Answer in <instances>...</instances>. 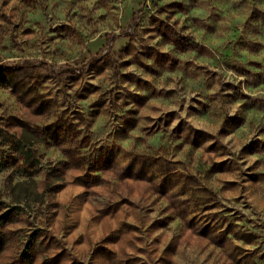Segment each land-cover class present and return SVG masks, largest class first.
I'll return each mask as SVG.
<instances>
[{
	"label": "clouds",
	"instance_id": "1",
	"mask_svg": "<svg viewBox=\"0 0 264 264\" xmlns=\"http://www.w3.org/2000/svg\"><path fill=\"white\" fill-rule=\"evenodd\" d=\"M184 2L188 3V0ZM114 3L118 4V9H113ZM214 4L215 0H200V6L206 10L199 22L201 35H208L204 29L212 23L207 16L213 10ZM137 6L133 4L132 8ZM148 7L151 12H155L150 0ZM73 12L78 14L75 18L72 16ZM105 12L108 14L107 18L101 20L100 16ZM151 12L139 20V27L134 28L131 25L136 23V18L129 15L128 5L123 0H36L34 9L25 7L20 0H0V72L7 70L11 73V84L16 88L17 95L24 104L30 105L25 109L22 104H17L13 98H10L9 104L6 105L8 111L0 109V114L7 116L8 112H12L29 121L26 125L28 131L23 134L18 132L17 140L24 143L31 142L43 153L46 149L41 142H47L53 135H58L64 141L61 144V151L66 153L63 156H54L50 160H42L39 166L41 171L32 179L12 170H10L12 179H9L7 172L0 175V200L10 204H27L23 219L26 224L31 225L26 226L23 233L7 234L9 242L8 246L0 251V264H25L21 260L20 252L24 249L27 234L37 227H43L45 231L34 240L33 253L39 254L41 258L49 255L45 248L48 240L55 235L59 248H67L70 253L62 264H72L73 259L81 264H97L92 249L102 242L103 237L108 233L123 236V240L115 248L111 244H105V247L113 248L116 253L111 259H107L105 264H123L125 260L130 261L131 264H225L222 257L233 253L237 244L241 248L245 247L239 236L249 231L259 233L257 246L261 252H264V243H260L264 241V177L252 181L247 179L246 175H241L247 168L244 159L248 160V164H251L252 160L247 157L237 159L240 156V144L236 143L233 137L225 138L217 135V130L225 117L233 114L238 107L227 102L221 103L224 94L220 88L229 80L233 84H239L243 77L227 71L222 63L214 67L206 60L200 61L192 55L183 57L184 60L193 61L191 67L185 68L181 63L171 81L167 79L170 73L159 78L149 75L138 66L140 62L151 64L153 68L159 66L153 63L155 56L148 59L141 54L145 51V45H151L161 52H169L172 56L177 54L171 44L165 46L162 41L158 42L159 37L148 39V35L155 36L154 32L148 35L143 32V29L149 26L147 15ZM166 15L167 13L162 15L161 19L163 20ZM37 20L40 22V27H36L34 23ZM173 20L174 18H170L166 21L174 30L171 31L170 39L175 40L180 35L188 34L196 36L198 26L193 25L190 20L186 21L189 25L187 33L182 32L180 24L174 23ZM60 23L70 24L74 30L69 31L64 40L47 43L48 28ZM16 24H20V27L16 28ZM26 25L36 28L31 36L23 34ZM239 30L245 39L258 38L245 34L243 25L239 26ZM105 32L108 33L107 37L104 35ZM219 32L218 28L216 34L218 35ZM122 33L127 35L122 36ZM129 42L132 51L128 55H123L120 48ZM203 43L205 41L202 39L201 44ZM5 45H7L6 50ZM234 52H239V49H234ZM206 54L211 55L218 62L223 60L219 50H206ZM95 57L103 58L101 64L107 61V70L98 78H96L98 69L94 68ZM123 60H131L133 63L121 68L120 64ZM198 63L214 67V71L220 75L215 76L214 79L210 78L211 74L205 77L203 72H197ZM121 72H130L134 78L150 82L149 87L142 92L143 95H148L155 89L157 95L162 96L169 89H175L169 99L152 101L141 113L139 127L154 132L155 130L151 129V125L154 124L161 129L159 136H154L150 140L144 135V139L137 142L136 137L143 135L137 131L125 140V129L122 124L125 114L124 100L123 98L115 100V93L109 92L108 89H113L119 83L120 91L141 90L133 83L121 81L119 77ZM45 77H50L43 86V91L47 95L41 97L37 82L43 81ZM189 77H194V80H190ZM70 78H76L75 82H71ZM205 80L211 86V93L203 86ZM93 84H100L101 87L90 100L83 102L77 99L83 90L90 89ZM160 89H163L164 93H161ZM197 93L201 95L197 96ZM193 96L211 102L210 116L214 118L212 127L195 124L189 105L192 107L199 105L192 101ZM41 99L52 101L54 107L46 113L44 119H37L32 115V110H39ZM96 100H100L103 105L99 117L89 107ZM130 107L136 106L130 105ZM64 108L69 109L67 121L60 120L59 124L44 127L51 121L58 120ZM73 108L79 113L75 120L71 117ZM173 110H175L174 118L165 115ZM146 116L152 119L146 121L144 119ZM158 117L161 119H156ZM165 120L170 121L167 128H164ZM181 120L185 123L177 141L172 129L180 124ZM3 127L4 123L0 120V128ZM195 127H205V131L211 132L215 139L206 138L201 153L195 156L186 148L177 153L176 144L183 141L191 143L193 136L196 135ZM253 131L257 129L254 127ZM81 137L89 138L86 151L80 150ZM229 140H233V143L230 144ZM216 141L227 145L232 154L231 160L236 161L235 171L231 176L212 177L207 173V169L219 153L215 155L203 153V149ZM99 145H104L103 151H97ZM0 147L6 145L0 144ZM109 150L113 152V158L108 167L112 169L114 175H105V179L101 181L104 185L103 190L92 191L89 186V190L84 195L76 196L71 200H61L55 207L49 206L55 204L59 197L42 194L43 185L40 182L44 180L48 168L55 164L57 159L68 161L70 167H79L82 172H89V176H82L81 184L85 180L95 182L97 177L94 171H89L88 166L91 165L93 170L97 167H105L104 157ZM14 155L19 154L14 153ZM177 160L183 163L178 165L175 163ZM22 167L23 159L17 165L18 169ZM261 171H264V168ZM141 173L149 178L151 183L145 185L146 190L141 195H130L134 185L122 177ZM226 179L236 180L237 183L235 186H225L223 181ZM65 180L66 176H62L53 183L60 184ZM162 182H166L169 186L168 199L153 204V200L156 199L155 190ZM25 190H27L26 199ZM125 196L134 201V206L121 205L120 207L127 214L112 215V206L117 205V202ZM208 203L217 204L213 211L220 213L214 218L215 231L210 233V240L223 232L221 225L227 226L222 219L225 205L233 209L241 225L232 229L233 238L226 241L224 251L219 254L208 247L207 242H194L185 227L192 215H197L198 218L204 217L197 224L195 231H199L204 223L213 220L211 215L201 211ZM165 204L169 205L167 213L163 211ZM182 209H186L187 214L183 215L182 219H177L169 228L158 231L149 228L154 220H160L166 214L180 215ZM105 211L109 212L111 219H101ZM85 213L87 215H84ZM235 218L232 215L228 217L229 220ZM104 223L107 224L106 231L102 229ZM56 224L60 225L59 230L55 228ZM128 225H135L136 230L130 232ZM73 229H76V234H86L88 250L81 251L67 241L65 233H71ZM4 232L5 230L0 228V233ZM254 259L255 257H251L248 264H252Z\"/></svg>",
	"mask_w": 264,
	"mask_h": 264
},
{
	"label": "rangeland",
	"instance_id": "2",
	"mask_svg": "<svg viewBox=\"0 0 264 264\" xmlns=\"http://www.w3.org/2000/svg\"><path fill=\"white\" fill-rule=\"evenodd\" d=\"M20 2L29 9H34L36 6V0H20ZM128 5V13L131 17L136 18V23L131 27H139V20L144 18V15L151 12L148 4L149 0H123ZM151 5L155 8V12H151L147 15L148 27L143 29L145 35L149 33H155V36L148 35V39H155L159 37L158 42H163L165 46L171 44L173 50L177 53L175 56L170 55L169 52H161L159 49L153 48L151 45H145V51L141 54L148 59H152L155 56L153 63L157 64L158 68H153L151 64H143L140 62L139 67L149 75L155 77H163L166 73H170L167 79L171 81L174 78L176 71L179 69L181 63L185 68H190L193 61L184 60L183 57L192 55L200 61H207L208 64L218 66L219 63L223 64V67L229 71L234 72L236 76L243 77L239 84H233L230 80L226 81L220 91L224 94L221 98V103H231L232 105H238L236 111L225 117L224 121L220 124L217 135L225 138L233 137L236 143L240 144L239 153L240 156L237 159H243L245 157L252 160L251 164H248V160L244 159V163L247 164V168L241 175H246L247 179L255 181L259 177H264V0H215L213 10L207 16V19L212 23L208 24L204 29L208 35H201L199 28V22L202 16L205 14V9L200 6V0H188L185 3L184 0H150ZM133 4L138 6L132 8ZM113 9H118V4L112 5ZM164 19H161V16ZM78 14L73 12L72 16L75 18ZM107 13H102L101 20L107 18ZM170 18H174L173 22L180 24L181 30L184 33L188 32L189 25L186 21H191L193 25H197L196 36L180 35L177 39H170L172 25L166 21ZM184 21V23H182ZM226 22V23H224ZM36 27H40V22L34 21ZM222 24V27H221ZM155 25V27H152ZM243 25L244 33L249 34L257 39H245V36L239 30V26ZM16 28L20 27V24L15 25ZM220 29L219 34H216V30ZM74 30L70 24L60 23L55 27L48 28L47 43L58 42L67 38V33ZM36 31V28L31 26H25L23 28V34L31 36ZM105 37L108 33H104ZM122 36H126L127 33H122ZM205 43L201 44V40ZM7 49V45L4 46ZM234 49H239V52H234ZM207 51L219 50L220 56L223 57L222 61H217L211 55L206 54ZM120 51L123 55H128L132 51V47L129 43H125L121 46ZM102 57H95L94 68L96 71V78L103 74L107 70V61H102ZM133 63L131 60H123L120 64L121 68L128 67ZM166 66V67H165ZM214 67H208L205 63H198L196 65L197 72H203L205 77L214 79L215 76L220 73L214 71ZM121 81H127L133 83L138 92H128L127 90L120 91L121 84L117 83L113 89H108L109 92H114L115 100H124L125 114L122 119L124 126V138L127 140L131 135L137 131L143 133V135L137 136V142L144 139V135H147L149 139H153L154 136H159L161 129L156 125H151L150 131L145 128H140V116L144 109L152 103V101L167 100L174 94L175 89H169L167 93H164L163 89L159 91L164 93L162 96L157 95L156 90L153 89L148 95H143L142 92L147 89L150 82L147 80H141L134 78L130 72L119 73ZM50 77H45L43 81L37 82V87L40 88L39 95L44 97L47 95L43 91V86ZM76 78H70L71 82H75ZM190 80H194V77H189ZM12 76L7 70L0 72V109L7 112L6 105L9 104L10 98H13L17 104H22L25 109L30 105L24 104L17 95L16 88L11 84ZM68 86V85H66ZM203 86L211 93V86L205 80ZM100 84L91 85L90 89L83 90L77 97L80 101L87 102L95 92L100 90ZM242 89H247L242 90ZM182 91L184 89H181ZM201 93H197L200 96ZM215 95V94H213ZM197 96L192 97V101L199 105V107H192L189 105V111L192 114L195 124H201L205 127H212L214 125V118L210 116L212 104L210 101L204 99H197ZM135 105L136 107H130ZM54 107L52 101L47 99H41L39 104V110H32V115L37 119H44L46 113ZM89 107L93 110V113L99 117L100 108L103 107L100 100L93 101ZM183 108V105H181ZM69 109L64 108L59 119L53 120L44 127H51L52 124H59L60 120L67 121ZM92 113H90L91 115ZM168 117H175V110L165 113ZM78 111L71 109V117L73 120L78 118ZM146 121L152 119V117H144ZM161 119V118H156ZM0 120L3 121L4 127L0 128V144L6 145V147H0V175L9 173V179L13 178L12 171L19 172L21 176H26L28 179H32L34 175L41 171L39 167L42 160H50L54 156H63L66 153L61 151V144L64 142L58 135H53L47 142H41L43 144L44 151L40 152L39 148L32 145L31 142L24 143L21 140L16 139V134L26 133L28 128L26 125L29 121L23 120L19 115L12 112H8L7 116L0 114ZM185 121L181 120L180 124H177L172 129L176 134V140L179 141V133L183 131L182 125ZM170 121H164V128H167ZM39 126V125H38ZM205 127H195L196 135L193 136L191 143L183 141L176 144L177 153L182 152L185 148L195 156L197 153H201V147L205 142V139H215L211 132L205 131ZM257 131H253V129ZM15 130V131H13ZM59 131V129H58ZM88 137L80 138V150L86 151L88 149ZM229 143H233V140H229ZM104 145H99L97 151H103ZM18 153L19 155H14ZM203 153H211L215 155L219 153V156L212 161L211 166L207 169V173L212 177H226L231 176L235 171L234 165L236 161L231 160V151L227 148V145L221 144L216 141L213 144H209L207 148L203 149ZM113 158V152L109 150L104 157L105 167H97L95 170L89 165V171H94L97 180L90 182L85 180L83 184L80 183L82 176H89V172H82L79 167H70L68 161L57 159L55 164L48 168L45 174L44 180L40 183L43 185L42 194L55 195L59 197V200L55 204L49 205L50 207L58 206L61 200H71L76 196L84 195L89 186L92 191L103 190L104 185L101 183L105 179L106 174L114 175L112 169L108 167L110 161ZM23 159V167L17 168ZM176 164H182L183 161L177 160ZM12 170V171H10ZM33 170V171H30ZM62 176H66L64 183H53L54 180L61 179ZM125 181L134 185L132 191L129 193L133 196H139L145 192V185L151 183L143 173L136 175H124L122 177ZM237 183L236 180L226 179L223 181L225 186L233 185ZM169 186L166 182H162L160 187L155 190L156 199L153 200V204L164 202L168 199ZM27 198V190H25V199ZM121 205L128 207L134 206V201L129 200L128 196H125L121 201L117 202V205L112 206V215L119 213L126 215ZM138 207V205H135ZM27 204L21 205L20 203L10 204L7 201L0 200V228L4 229V233H0V251H3L9 242L8 233H23L25 227H30V223L24 222L25 208ZM168 204H165L163 211L168 212ZM217 207V204L208 203L201 211L211 215L213 220H209L204 223L199 231H195L197 224L204 217L192 215L187 221L185 227L191 234L194 242H207V246L217 251V254L224 251L225 243L228 239L233 238L232 229L234 227H240L239 217L233 209L223 206L224 215L222 219L225 224L223 232L217 234L214 239H209L210 233L215 231L214 218L220 213L214 212L213 209ZM187 214L186 209L181 210V214L177 216L164 215L160 220H154L149 228L154 230L167 229L177 219H182L183 215ZM84 215H87L85 213ZM229 215L236 217L234 220H229ZM111 219L108 211L104 212V216L101 219ZM131 231H135V225L127 226ZM55 228L60 229V225L56 224ZM104 231L107 230V224L102 225ZM43 227H37L29 232L27 240L24 242V249L20 252V257L25 264H62V261L70 255L67 248H59L56 242L55 235H53L46 245V252L49 255L41 256L34 254L33 242L37 240L39 234L44 232ZM66 239L69 243L73 244L77 249L81 251L88 250V238L86 234H76V229H73L71 233H65ZM239 239L243 241L245 247L241 248L239 244L233 249V253L228 254L224 259L225 264H248L251 257H255L252 264H264V252H261L257 246L259 241V233L249 231L248 233L239 236ZM123 240V236L114 235L108 233L103 237V241L98 243L97 246L92 249L93 258L96 259L97 264H105L107 259H111L116 255L113 248L117 247ZM264 243V241H260ZM105 244H111L113 248L105 247ZM167 251V249H165ZM259 253V255H257ZM99 254V255H97ZM72 264H81V262L73 259ZM123 264H131L130 261L125 260Z\"/></svg>",
	"mask_w": 264,
	"mask_h": 264
}]
</instances>
